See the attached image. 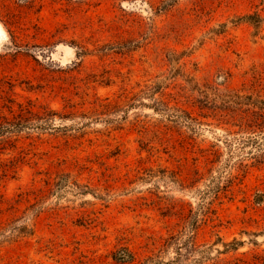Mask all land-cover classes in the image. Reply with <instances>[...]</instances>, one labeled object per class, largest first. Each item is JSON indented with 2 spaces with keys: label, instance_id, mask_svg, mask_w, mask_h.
Listing matches in <instances>:
<instances>
[{
  "label": "rangeland",
  "instance_id": "374dc122",
  "mask_svg": "<svg viewBox=\"0 0 264 264\" xmlns=\"http://www.w3.org/2000/svg\"><path fill=\"white\" fill-rule=\"evenodd\" d=\"M154 81L177 121L128 107ZM238 95L264 98V0H0V264H264Z\"/></svg>",
  "mask_w": 264,
  "mask_h": 264
},
{
  "label": "trees",
  "instance_id": "16d2710c",
  "mask_svg": "<svg viewBox=\"0 0 264 264\" xmlns=\"http://www.w3.org/2000/svg\"><path fill=\"white\" fill-rule=\"evenodd\" d=\"M152 85V86H151ZM161 83L158 81H154L153 84H149L146 86V88L141 89V91L137 94H139L138 98L133 100L128 107H133L137 104L143 105V106H150L153 108L154 111L158 112L161 114V116H165L169 121H177L179 116L176 114L177 107L173 106L170 104L169 101H167L163 97V93L157 97H155L156 92H161ZM136 94V95H137ZM143 97H148L150 102L146 103L143 102L141 99ZM237 98L238 100L240 99L241 101L238 100H233L236 104H240L245 108V110L249 113V118L254 119V124L253 125H259L264 127V98L259 97V96H252V95H246V96H239ZM138 101V102H137ZM124 113L127 111V109H124L123 106L120 108ZM14 127V126H13ZM8 129H13V128H8ZM18 128L14 130H8L9 132L13 131H18ZM20 129V128H19ZM1 131L5 130H0V134L2 133ZM7 131V130H6ZM191 231H189L186 234V239L184 240V245L189 246L194 244V236L190 234ZM169 240H174L176 239L173 235L168 237ZM168 244H166L167 246ZM174 246V245H173ZM186 248V247H185ZM175 256H180L181 257V252L180 248H175ZM152 256L146 257L142 262L139 264H152ZM179 264V262H177Z\"/></svg>",
  "mask_w": 264,
  "mask_h": 264
}]
</instances>
